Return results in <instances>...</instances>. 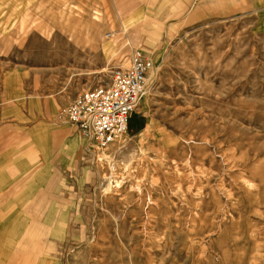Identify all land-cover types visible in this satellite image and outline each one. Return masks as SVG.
<instances>
[{
	"label": "rangeland",
	"instance_id": "1",
	"mask_svg": "<svg viewBox=\"0 0 264 264\" xmlns=\"http://www.w3.org/2000/svg\"><path fill=\"white\" fill-rule=\"evenodd\" d=\"M257 3L224 18H136L118 0H0V138L31 141L35 205L18 197L0 215V264L31 256L32 223L55 228L35 254L50 264H264ZM137 50L155 67L126 133L105 148L84 137L88 177L53 192L60 110Z\"/></svg>",
	"mask_w": 264,
	"mask_h": 264
},
{
	"label": "crops",
	"instance_id": "2",
	"mask_svg": "<svg viewBox=\"0 0 264 264\" xmlns=\"http://www.w3.org/2000/svg\"><path fill=\"white\" fill-rule=\"evenodd\" d=\"M118 2L128 7L135 8L132 15L136 18H224L226 13L240 10L241 7H256L257 0H118ZM133 115V114H132ZM131 115V117H132ZM130 117V119H131ZM130 122V120H129ZM66 126L60 128L63 140L61 149L54 160V166L57 168L53 174L46 179L51 185V190H55L54 186L58 183V188L68 187L69 191L81 189L82 177H88L89 167L87 165V157L85 154L86 139L80 133L76 125L68 122ZM70 125V126H69ZM3 131V130H1ZM26 140V139H25ZM16 135L6 134L0 138V215L7 217L17 213L14 201L19 197L24 200L27 212L32 213L35 206L32 198V177H33V148L31 141L21 140L18 143ZM17 142V141H16ZM50 172L49 170L46 171ZM67 176H72L74 181L71 182L72 188L65 185ZM45 189V188H44ZM57 190V189H56ZM24 193H23V192ZM71 194V193H70ZM76 197V193H74ZM74 211H69L71 215ZM71 220V219H70ZM73 223L69 221L64 224V229L69 231ZM55 228L50 230L29 224L27 232L31 231L28 242H24L23 248L30 247V255L25 258L12 256L8 264H50L47 259L35 258L43 251L46 241L44 237L52 233ZM25 236V235H24ZM25 238V237H24ZM23 239V238H22ZM24 250V249H23ZM8 255V253L6 254Z\"/></svg>",
	"mask_w": 264,
	"mask_h": 264
},
{
	"label": "built area",
	"instance_id": "3",
	"mask_svg": "<svg viewBox=\"0 0 264 264\" xmlns=\"http://www.w3.org/2000/svg\"><path fill=\"white\" fill-rule=\"evenodd\" d=\"M155 62L142 50L134 53L132 64L118 68L111 82L78 93L58 115L77 126L80 133L101 148L126 133L128 119L146 93Z\"/></svg>",
	"mask_w": 264,
	"mask_h": 264
},
{
	"label": "bare ground",
	"instance_id": "4",
	"mask_svg": "<svg viewBox=\"0 0 264 264\" xmlns=\"http://www.w3.org/2000/svg\"><path fill=\"white\" fill-rule=\"evenodd\" d=\"M135 111H136V110H135ZM135 111H134V112H135ZM134 112H133V113H134ZM133 113H132V114H133ZM132 114H131V115H132ZM130 117H131V116H130ZM130 117H129V119H128V124H129ZM127 129H128V128H127Z\"/></svg>",
	"mask_w": 264,
	"mask_h": 264
}]
</instances>
